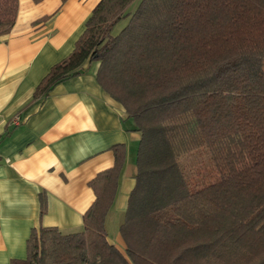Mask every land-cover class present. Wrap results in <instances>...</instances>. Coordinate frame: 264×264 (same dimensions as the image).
<instances>
[{
    "label": "trees",
    "instance_id": "1",
    "mask_svg": "<svg viewBox=\"0 0 264 264\" xmlns=\"http://www.w3.org/2000/svg\"><path fill=\"white\" fill-rule=\"evenodd\" d=\"M17 11L18 0H0V36ZM92 63L141 135L123 253L105 230L125 159L116 145L114 165L89 182L83 231L32 229L25 258L9 264H264V0H100L32 100ZM201 148L212 183L191 181L181 162ZM39 203L43 214V194Z\"/></svg>",
    "mask_w": 264,
    "mask_h": 264
},
{
    "label": "crops",
    "instance_id": "2",
    "mask_svg": "<svg viewBox=\"0 0 264 264\" xmlns=\"http://www.w3.org/2000/svg\"><path fill=\"white\" fill-rule=\"evenodd\" d=\"M99 1L18 0L15 23L0 36V264L25 258L32 229L83 231V215L95 199L89 182L114 165L116 145H124L125 159L105 230L110 224L108 242L124 249L119 226L135 184L141 135L97 85L98 64L32 100L49 69L73 50Z\"/></svg>",
    "mask_w": 264,
    "mask_h": 264
},
{
    "label": "rangeland",
    "instance_id": "3",
    "mask_svg": "<svg viewBox=\"0 0 264 264\" xmlns=\"http://www.w3.org/2000/svg\"><path fill=\"white\" fill-rule=\"evenodd\" d=\"M135 4H132L130 10H133ZM126 20L120 21L113 29V34H116L120 29L124 27ZM207 153V154H206ZM182 164L185 167V171L193 182H201L202 184H208L218 179V174L209 159L206 149L201 148L197 153L191 156H186L181 159ZM111 225L107 223L106 232L109 234ZM122 251V250H121ZM123 253V251H122Z\"/></svg>",
    "mask_w": 264,
    "mask_h": 264
},
{
    "label": "built area",
    "instance_id": "4",
    "mask_svg": "<svg viewBox=\"0 0 264 264\" xmlns=\"http://www.w3.org/2000/svg\"><path fill=\"white\" fill-rule=\"evenodd\" d=\"M18 121H19V118L16 117V118L14 119V122L17 123Z\"/></svg>",
    "mask_w": 264,
    "mask_h": 264
}]
</instances>
